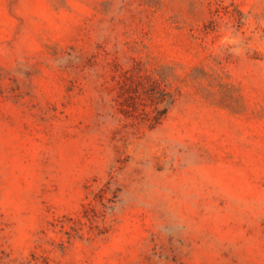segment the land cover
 <instances>
[{"label":"rangeland","instance_id":"1","mask_svg":"<svg viewBox=\"0 0 264 264\" xmlns=\"http://www.w3.org/2000/svg\"><path fill=\"white\" fill-rule=\"evenodd\" d=\"M0 264H264V0H0Z\"/></svg>","mask_w":264,"mask_h":264}]
</instances>
